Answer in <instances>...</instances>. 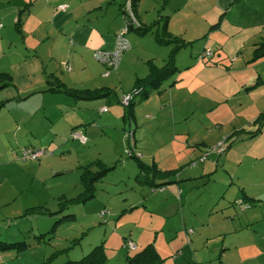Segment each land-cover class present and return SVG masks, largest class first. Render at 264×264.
Masks as SVG:
<instances>
[{
  "label": "rangeland",
  "instance_id": "rangeland-1",
  "mask_svg": "<svg viewBox=\"0 0 264 264\" xmlns=\"http://www.w3.org/2000/svg\"><path fill=\"white\" fill-rule=\"evenodd\" d=\"M6 1L0 0V9L2 17H7L5 22L12 27L11 13L4 10ZM13 1L34 3L38 0ZM236 1L140 0L135 17L131 14L134 27L158 21L160 30L164 22L160 17L166 16L167 31L181 47L175 52V73L148 98L142 101L140 96L133 98V120H123L126 106L121 105V97L129 95L136 79L148 74V61L157 67L163 65L176 45L158 44L152 33L140 36L133 30L127 31L125 38L130 49L122 53L117 69L108 71L107 78L103 76L106 70L94 59L93 53L92 59L102 68L100 77L108 83L102 88L111 90L107 99L74 102L65 94L41 92V86H35V93L39 91L45 97V112L40 109L35 115H23L31 125V136L18 131L15 139L14 129L10 134L1 135L0 264H65L81 259L99 245L103 246L106 264H125V258L135 254V250L124 247L123 242L129 241L138 250L153 242L165 259L162 264H174L172 260L178 252L173 246L175 242L187 247L183 256L186 263L177 264H200L203 259L207 260L201 264H221L222 260L214 259L215 253L210 254L215 250V239L202 244L203 238H207L203 235L208 232V226H215L223 216V220L228 216L235 218V222L228 223L237 229L239 224L248 223L245 215L250 211L259 212L257 220H261L264 216V132L254 143L255 138L250 140L252 134L247 131L254 130L249 124L264 110V56L255 58L253 54L264 43V24L255 25L253 21L262 15L258 12L262 10L260 6L251 1L233 4ZM163 2L170 5L164 4L162 8ZM27 11L24 8L20 14ZM89 15L91 20L94 15ZM2 21L0 24L6 30L8 26ZM215 24L216 29L212 27ZM14 29L6 38L1 36L0 69L20 59L17 51L22 47V37ZM20 31L23 35L21 28ZM14 42L18 46L9 47ZM48 64L49 71L67 88L101 87L93 88L95 77L74 76L71 62ZM66 67H71V71L67 72ZM94 72L90 69V73ZM76 79L78 83L74 84ZM101 105L109 113L99 115ZM84 106L90 107L93 118H83L84 111L79 107ZM34 108L31 105V109L24 107V110L30 114ZM11 114L14 117L23 112L10 104L1 108L0 128L8 124ZM71 124L86 137L85 145L71 139ZM241 129L245 133L239 132ZM236 140L228 148L227 144ZM28 141L36 149L45 150L47 155L39 161L21 159L24 149L21 146H27ZM224 141L223 153L210 151ZM206 153L207 158L199 161ZM219 159L211 173L200 176L198 169L202 162L216 163ZM100 163L113 169L95 184L94 198L68 202L83 192L80 168L88 166L91 172H96L100 170ZM139 163L148 168L141 173L145 176L136 178L140 173ZM164 170H174L175 175L156 180L154 185L148 182L151 173L160 176L158 172ZM237 190L261 200L249 206L240 205V199L235 203L232 199L233 210L224 209L229 204L219 201L230 199ZM61 206L66 208L60 210ZM66 216L74 219L60 222ZM252 226L256 230L253 236V228L249 226L239 238L230 235L226 240L231 246L257 241L260 245L251 247L255 254L251 250L245 254L250 258L246 264L256 259V264H264V225L258 222ZM191 229L193 236L188 235ZM192 238L193 245L189 246L187 242ZM239 255V251L231 250L222 264L239 262ZM241 262L238 264L244 261Z\"/></svg>",
  "mask_w": 264,
  "mask_h": 264
},
{
  "label": "crops",
  "instance_id": "crops-1",
  "mask_svg": "<svg viewBox=\"0 0 264 264\" xmlns=\"http://www.w3.org/2000/svg\"><path fill=\"white\" fill-rule=\"evenodd\" d=\"M243 1H251L250 2L251 4L258 5L262 8V10H258V12L261 13L262 15L260 17L253 18V21L255 22L254 23L255 25H263L264 0H237L233 4H237V5L242 4ZM124 2L125 0L122 3H119V0H38L34 3H32L31 1H29L28 3L27 1L24 3L22 1H13V0L6 1V7H4V10L7 9L8 12L11 13V15L9 16L10 17L9 21L11 22V24L13 22L12 27H14V24L17 21V15L20 12V10H23L27 5L28 11L27 13H23L20 15V22H21L20 28L22 29V33H23L22 35L20 31L19 35L22 37L21 39L22 47L20 50H18L19 52L17 51V53L20 54L18 55L20 59H18V63H13V65L6 66L3 69H0V73H7L12 77V85L8 86L9 88L5 87L8 89L0 92V104L4 103L3 107L1 108L4 109L9 104L14 105V108L16 110L17 109L19 110L20 108L23 114L21 115L17 114L14 117L12 116V114L10 115V120L8 124L5 127L0 128V141H1V135L7 133L10 134L13 131V129H14L13 134L15 139H16L15 133L18 131H23L24 133H28V135L31 136L32 134L31 125L30 123H26L25 119L23 118L24 117L23 115H26V117L29 115L31 116L33 113L35 115L36 111L40 109H42L45 112V108L43 107V104L45 102V97L43 96V93H39V91L35 93L33 89L35 88V86L37 87L41 86L42 88L40 89L41 92L43 91L45 92L46 89L45 77L50 74H53L52 71H49L48 69V66H50L48 62H50V64L52 62H56L59 64L65 62V65L71 62L72 66H74L75 68L74 76L77 77L78 75L83 74L87 77L90 76V78L95 77L94 81L96 85L93 88H96L97 86H101L100 88H102L103 86H105V84H108L104 80V78L100 77L102 68L106 70L105 66L101 64L102 66L101 68L100 64L96 65L92 57H93V53L96 50L111 51L114 48L115 37L117 34L120 33V31L123 29L125 25L126 19L119 8V5L123 4ZM59 4H66L67 5L66 11H58L57 6ZM167 4L168 6L170 5V3L167 2L165 4V7ZM89 14L94 15L91 20L88 19V17H90ZM2 19H3L2 23L7 21V17H2V12L0 9V20ZM105 20L107 21L105 22ZM7 24L8 23L5 22V25L8 26L6 30H5V26L2 25V29L0 30V40H2L1 36L5 35L6 38L9 32L12 30V27L9 24L8 25ZM9 26L11 28H9ZM13 44H16V46ZM18 44L19 43L14 42L9 44V47L14 46L16 48ZM14 54L17 55L15 52ZM90 69H93L95 72L90 73ZM70 71H71V67H70ZM53 75L56 77L55 74ZM97 76H99V78ZM59 80L63 82L61 79ZM69 82H72L70 77H69ZM75 83L76 84L78 83L77 79L74 81V84ZM58 94H62V93H58ZM31 105L34 106L35 108L33 109L32 113L29 114L25 112L24 107L31 109ZM103 107H105V105H101L98 108L99 115L109 113L107 107H105L106 112L102 113L100 110ZM79 108H81V110L84 111L82 113V115H84L83 118H93L94 114H91L89 112L90 107L84 106L83 108L82 107ZM86 111L88 113H86ZM263 111H261L260 113H262ZM260 113H258V115ZM257 116L255 117V119L257 118ZM107 118H113V116H108ZM252 122L249 124V126L254 127V130L247 131V133H254L257 129V126H254ZM8 126L9 129L7 128ZM72 126L73 125L71 124L70 125L71 130L72 129L78 130ZM241 131L245 133L243 129H241L239 132ZM48 132L51 137L55 138L54 133H52L51 131ZM263 132L264 129H261L260 133H258L255 137H252L253 139L255 138L254 143H256L258 137L261 136ZM238 135L239 134L235 135L234 137ZM252 138H250V140H252ZM236 143L237 140L233 141L230 147H233V145ZM41 144L42 142H39L40 146H42ZM64 144L66 145L67 143ZM201 145L202 147L207 148L204 142H201ZM27 146L26 144H23L21 147L24 149L25 148L36 149V147L33 145L31 141L27 142ZM227 155L225 156V160H224L225 163L227 162ZM220 159L218 161L216 160L217 161V162L215 161L216 163L209 162L205 164V162H202L201 164L202 166L198 169V172H200L201 174L200 176H204L205 174L211 173L212 170H214L213 169L214 164L216 165L217 163H219ZM14 161L15 159L12 162ZM152 163L154 164L156 163L154 159ZM38 165L41 166V163H39ZM221 165L224 166V162ZM164 171H169V170H164ZM176 178H179L178 175H176ZM239 199L241 201L240 205L246 204L249 206H254L255 201L261 200L259 199V197H254V196L247 197L246 193L243 190H237V192L230 199H226V200L222 199L219 202L225 203L226 201V204L227 205L229 204V206L224 207V209L230 208L233 210L232 205H230V200H232V202L235 203L236 201L238 202ZM247 210H254V209L247 208ZM258 214L259 212L257 211L248 212L245 215L247 217L248 223L239 224V227L237 229L231 228L230 223H228L230 220L231 222H235V218L227 216L225 217L227 218V220H223L224 219L223 216V219H221L217 224V225H221V227H217V225L208 226L209 229L208 232L203 235V236H207V238L206 237L203 238L202 244L205 245V241L209 240L210 238L215 239L214 240L215 242L213 244V245L216 244L215 250L213 252H210V254L215 253L216 257L214 259L222 260L221 264L223 262V258L225 257V255H228L231 252V250L236 253H238V251L240 252L239 255L240 261L234 264L242 263L241 261H244L243 264H246V262L250 258H247L245 254L250 250L252 251L253 254H255V250L251 249V247H257L260 244H258L257 241H251V243L245 241L241 245L231 246V243L228 242V240H226V236H230V235L238 236L239 238L240 233L244 229H247L249 226L250 228H253V230L251 231L252 233L251 235L253 236L256 230H254L255 225L252 226V224L260 222L263 223L264 225V216H262L261 220L258 221L257 220ZM192 233L193 230L188 235H191ZM193 240L194 238L188 240L187 244H189V246L190 245L192 246ZM182 245L183 243L181 242H175V245H173L175 246V250L178 251L177 255H175V257L172 260L174 264H177L179 261H181L182 263H186L183 260V256L185 255L184 251L185 248L187 247ZM141 249L138 250L136 249L135 246L134 253L139 252ZM136 250L138 251L136 252ZM155 250L160 256V258L164 259V257L161 256V254H159L157 248H155ZM190 250L194 251L192 248H190ZM188 255L189 256L191 255L193 256L194 259H196L195 256L190 252L188 253ZM206 260L207 259H203L201 263L206 262ZM256 260L253 261L254 263L252 264H256L255 263Z\"/></svg>",
  "mask_w": 264,
  "mask_h": 264
},
{
  "label": "trees",
  "instance_id": "trees-1",
  "mask_svg": "<svg viewBox=\"0 0 264 264\" xmlns=\"http://www.w3.org/2000/svg\"><path fill=\"white\" fill-rule=\"evenodd\" d=\"M126 1L127 0H125V2L123 4H120L119 8L122 11V14L124 15V17L126 19L125 20V26L127 25L128 31L133 30V31H135V33L137 35H140V36L146 35L148 33H152L154 35V39L156 40V42L158 44H162V45L176 44V45L171 49L170 54H169L167 60L165 61V63L163 65L157 67L151 61L147 62L148 74L142 79H136L134 86H133L131 92L129 93L131 96V102L128 104V106L125 107L126 113L123 114V120L124 121L126 119L127 120H130V119L133 120V107H134L133 98L135 96H138V97L140 96L141 101L143 99L148 98L150 93L158 90L159 87L162 85V83L164 81H166L168 78H170L175 73V70H176L175 61H174L175 52L177 51L178 48L181 47L179 44H177L176 40H174L173 36L167 31V21H166L167 17L166 16L159 15V16H161L160 19L164 20V22H162L163 24L161 25L160 30H158V28H159V26H158L159 22L158 21L151 23L149 26H143V27L141 25H137V27L132 26L130 24V19H129V21L127 19L128 15L124 11V5H125ZM163 1L166 2L167 0H163ZM128 2H129L131 14H132V16L135 17L136 9L140 3V0H129ZM164 2L162 3V8L165 4ZM25 8H27V5L25 6ZM20 15L21 14L19 12L17 15V21L14 24V27L18 33L20 32V25H21ZM217 26L218 25L215 24L212 27L214 29H216ZM155 27H157V28L154 29ZM124 52H126V51H124ZM122 53H121V55H122ZM253 54H254L255 58L264 56V43L260 44V46L256 50H254ZM120 58H121V56H120ZM118 64H119V62H118ZM118 64H117L115 69H117ZM115 69H113V70H115ZM69 71H70V68L67 72H69ZM45 84H46L45 92H48L51 94L62 93V94L69 96L74 101H95V100L106 99V98L110 97V95H111V90L107 89V88H99V89H92V90L91 89L67 88L66 85L63 82H61L57 77H55L53 74H50V75L45 77ZM11 85H12V77L7 73H0V90L5 88V87L11 86ZM3 105H4V103L0 104V108L3 107ZM252 124L254 126H257V129L254 133H251L252 136L250 138L255 137L258 133H260L261 129L264 127V111L257 116V118L252 122ZM73 131H76V130L72 129L71 133ZM230 138H231V136L228 137L226 140H229ZM232 142L233 141H231L227 144L228 148L230 147ZM224 143H225V141H224ZM85 144H86V142H85ZM26 149L35 150V148H25L23 150H26ZM226 149H227V146H226ZM203 156L199 157V161ZM207 156H208V153L205 154V158H207ZM205 158L203 159V161L205 160ZM136 160H138L137 157H136ZM99 166H100V170H97L96 172H91L89 170L88 166L80 168L81 169L80 183H81L83 192L78 198L70 200L68 202L79 203V202H84L86 200H90V199L94 198V191H95L94 186H95V184L100 182L101 179H103L104 176H106V174L108 173L109 170L113 169V167H111V168L107 167L106 168L101 163ZM138 168L140 169V173L138 174V177L136 176V178H139L141 173L143 174V169H146L148 167H145L142 163H139ZM158 173L162 174V175L157 176L153 172L148 176V179H149L148 182H150V184L154 185L156 180L164 179L166 177L175 175L174 170L173 171H164L163 173L158 172ZM144 174H145V172H144ZM141 176L143 177L145 175H141ZM165 182H168V180L166 179ZM61 205H63V204H61ZM60 208H61L60 210H62L64 208H66V206H61ZM41 213L44 214L43 212H41ZM73 219H74L73 216H66V217H62V220L60 222H62V221L70 222ZM189 233H191L190 230H189ZM123 243H124V247L126 248L127 242H123ZM19 245H21V244H19ZM8 246H10V245H7V248H9ZM22 249L23 248H18L17 250H22ZM1 250H2V248L0 249V251ZM163 261H164V259L160 258V256L156 252L154 245H153V242L147 244L143 249H141L139 252L135 253L132 257H126L125 258V264H162ZM65 264H106V257H105L103 246H101V245L95 246L93 249H91V251H89L88 254H86L81 259H79L77 261H68Z\"/></svg>",
  "mask_w": 264,
  "mask_h": 264
},
{
  "label": "built area",
  "instance_id": "built-area-1",
  "mask_svg": "<svg viewBox=\"0 0 264 264\" xmlns=\"http://www.w3.org/2000/svg\"><path fill=\"white\" fill-rule=\"evenodd\" d=\"M67 9V6L65 4H60L57 6L58 11H65ZM124 11L126 14L130 17V24L132 26L135 25L134 19L131 17V11L129 7V2L126 1L124 5ZM2 28V25L0 24V29ZM128 31V27L126 25L125 29H123L119 34L116 35L115 37V42H114V48L111 51H101V50H96L94 52V59L98 61V63L102 64L106 68V72H104L103 76L106 77L108 75V71L113 70L116 68L119 60L121 53L124 51H127V49H130V45L128 41L125 38V34ZM69 68L66 67V71H68ZM131 102V96L129 95H124L120 99V103L123 106H127ZM101 112H106V108L103 107L100 110ZM71 139L76 140L78 143L81 145H84L86 142V138L79 132L73 131L71 134ZM224 142L218 144L217 146H214L211 148L210 151L221 154L224 152ZM46 152L41 149H26L21 151V159L23 160H28V161H38L40 158H43L46 156ZM205 158V155L200 159V161H203ZM126 248L129 251L135 250V246L129 241L126 243Z\"/></svg>",
  "mask_w": 264,
  "mask_h": 264
}]
</instances>
